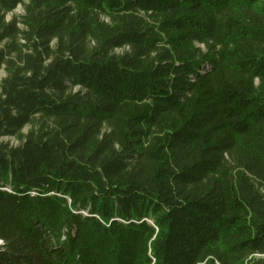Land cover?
<instances>
[{
  "label": "trees",
  "instance_id": "1",
  "mask_svg": "<svg viewBox=\"0 0 264 264\" xmlns=\"http://www.w3.org/2000/svg\"><path fill=\"white\" fill-rule=\"evenodd\" d=\"M1 69L0 264H264V0H0Z\"/></svg>",
  "mask_w": 264,
  "mask_h": 264
},
{
  "label": "rangeland",
  "instance_id": "2",
  "mask_svg": "<svg viewBox=\"0 0 264 264\" xmlns=\"http://www.w3.org/2000/svg\"><path fill=\"white\" fill-rule=\"evenodd\" d=\"M24 12V8L22 5H19L13 12L7 13L5 19L9 21L13 16L20 17V15ZM20 26H22L20 24ZM125 50H128V47H122L115 50L116 53H122ZM5 76V71L3 69L0 70V81ZM31 126H26L23 129L24 133H27L30 130ZM8 141L10 144L17 145L19 141L15 137L3 136L0 138V142ZM259 256V255H257Z\"/></svg>",
  "mask_w": 264,
  "mask_h": 264
},
{
  "label": "bare ground",
  "instance_id": "3",
  "mask_svg": "<svg viewBox=\"0 0 264 264\" xmlns=\"http://www.w3.org/2000/svg\"><path fill=\"white\" fill-rule=\"evenodd\" d=\"M1 242V241H0Z\"/></svg>",
  "mask_w": 264,
  "mask_h": 264
}]
</instances>
